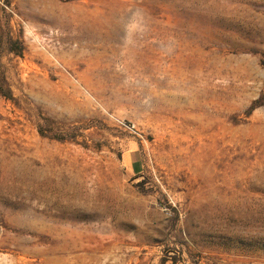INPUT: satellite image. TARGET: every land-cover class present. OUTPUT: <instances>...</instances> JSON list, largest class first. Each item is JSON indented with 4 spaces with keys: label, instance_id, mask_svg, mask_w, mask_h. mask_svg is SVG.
I'll list each match as a JSON object with an SVG mask.
<instances>
[{
    "label": "rangeland",
    "instance_id": "374dc122",
    "mask_svg": "<svg viewBox=\"0 0 264 264\" xmlns=\"http://www.w3.org/2000/svg\"><path fill=\"white\" fill-rule=\"evenodd\" d=\"M0 86V264H264V0H0Z\"/></svg>",
    "mask_w": 264,
    "mask_h": 264
},
{
    "label": "crops",
    "instance_id": "0c3cea01",
    "mask_svg": "<svg viewBox=\"0 0 264 264\" xmlns=\"http://www.w3.org/2000/svg\"><path fill=\"white\" fill-rule=\"evenodd\" d=\"M132 169L133 170H142V168H143V163H141L139 160H134L133 162H132Z\"/></svg>",
    "mask_w": 264,
    "mask_h": 264
},
{
    "label": "trees",
    "instance_id": "16d2710c",
    "mask_svg": "<svg viewBox=\"0 0 264 264\" xmlns=\"http://www.w3.org/2000/svg\"><path fill=\"white\" fill-rule=\"evenodd\" d=\"M18 53H20V51ZM0 92L2 93V95H4L7 98H11V96H12L10 91H7V92L3 91L1 86H0Z\"/></svg>",
    "mask_w": 264,
    "mask_h": 264
}]
</instances>
